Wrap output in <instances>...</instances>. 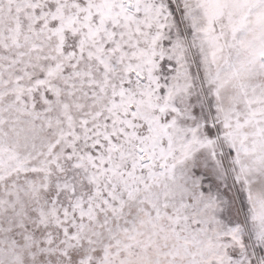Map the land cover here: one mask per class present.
Masks as SVG:
<instances>
[{"label":"snow or ice","instance_id":"6c2138e0","mask_svg":"<svg viewBox=\"0 0 264 264\" xmlns=\"http://www.w3.org/2000/svg\"><path fill=\"white\" fill-rule=\"evenodd\" d=\"M0 264H264V0H0Z\"/></svg>","mask_w":264,"mask_h":264}]
</instances>
